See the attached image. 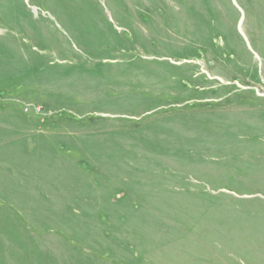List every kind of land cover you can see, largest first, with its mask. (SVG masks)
<instances>
[{
    "label": "rangeland",
    "instance_id": "1",
    "mask_svg": "<svg viewBox=\"0 0 264 264\" xmlns=\"http://www.w3.org/2000/svg\"><path fill=\"white\" fill-rule=\"evenodd\" d=\"M0 264H264V0H0Z\"/></svg>",
    "mask_w": 264,
    "mask_h": 264
}]
</instances>
